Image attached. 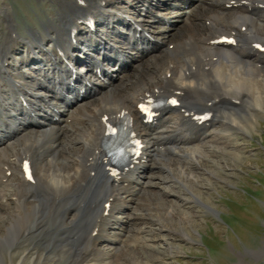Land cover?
<instances>
[{"label":"bare ground","instance_id":"obj_1","mask_svg":"<svg viewBox=\"0 0 264 264\" xmlns=\"http://www.w3.org/2000/svg\"><path fill=\"white\" fill-rule=\"evenodd\" d=\"M165 1L171 9L154 11ZM59 4L57 18L27 37L16 38L7 17L0 42V264L27 241L33 243L16 253V264H146L137 251L125 259L128 250L122 248L159 241L160 232L173 225L162 223L164 213L179 216L172 180L155 154L176 178L191 184L190 165L219 164L212 158L216 149L238 152L230 137L253 129L264 112V54L255 47L264 46V11L257 6L264 0ZM95 17L91 31L83 21ZM177 20L182 25L171 34L168 25ZM223 36L232 44L214 43ZM19 43L27 48L25 56H14V50L23 51ZM140 43L151 47L131 53ZM114 61L113 77L103 65ZM77 62L83 74L68 67ZM73 87L84 94L75 95ZM154 98L178 104L144 124L140 104ZM28 113L33 117L27 119ZM210 113L206 122L196 118ZM122 114L130 117L141 148L131 168L115 175L101 148ZM24 161L33 182L23 177ZM202 170L197 178L211 176L208 167ZM147 191L148 199H141ZM119 255L124 257L117 261Z\"/></svg>","mask_w":264,"mask_h":264},{"label":"rangeland","instance_id":"obj_2","mask_svg":"<svg viewBox=\"0 0 264 264\" xmlns=\"http://www.w3.org/2000/svg\"><path fill=\"white\" fill-rule=\"evenodd\" d=\"M58 4L59 0L58 3L56 0H0V42L7 32L8 18L14 22V30L17 31L16 34L18 33L16 38H19V35L27 37L33 29H42V23L45 21L49 24L57 18L60 13ZM166 7L171 9L169 1H165L164 5L154 11L165 12ZM177 22L178 24L168 25V29L172 30L171 34L181 27L182 21L177 20ZM165 25L167 26L166 23ZM115 29L124 31L120 27ZM46 43L50 42L47 40ZM21 46L22 44L19 43L17 47L22 50ZM146 47L140 45L138 50L146 49ZM162 49L161 47L159 52ZM36 50L30 51L34 53ZM23 51L14 50V56H25L27 48ZM35 56L38 57L37 54ZM149 58L145 57L143 60ZM186 58L188 59V56L181 61ZM35 64L40 66V63L35 62ZM112 66L113 63L107 68L111 70ZM131 69L132 67L126 71L129 73ZM111 76L114 77L115 73L111 72ZM119 77H121L120 74ZM115 83L116 78L110 87L115 86ZM99 89L101 93L108 91ZM254 128H250L248 132L234 131V135L229 139L232 143L229 145H238L236 149L238 152L235 153L234 149H228L229 147L225 150H215L212 158L219 161V164L209 162L208 165L199 167L190 165L189 167L194 171L192 173L194 176L190 177L191 184L176 178L177 175L169 171L170 167L173 169L172 166H166L167 161L158 153L155 154L153 160L165 164L162 169L163 175H168L172 180L169 183L174 186L172 187L175 192L173 197L177 202L174 209L179 216L171 219L165 212L162 223L172 222L173 225L170 228L173 231L162 230L161 241L150 242L147 244L149 246L145 244L125 246L122 248L128 250L123 253L126 256L125 259L127 257L130 259L131 253L137 251L135 252H139L137 256L146 261V264H264V112L256 119ZM225 163L227 165H224ZM203 166L210 169L211 176L205 174L197 178L196 173L202 172ZM147 193L148 191L140 198L147 200ZM182 236L189 239H181ZM32 243L27 241L26 244H22L14 254L17 255L16 253L29 249ZM35 248L39 252L43 250L41 243H35ZM123 255H119L117 261L120 258L122 260ZM14 256L5 255L6 264L10 263V259L13 264H16L18 255ZM138 262H130V264H140L139 260Z\"/></svg>","mask_w":264,"mask_h":264},{"label":"snow or ice","instance_id":"obj_3","mask_svg":"<svg viewBox=\"0 0 264 264\" xmlns=\"http://www.w3.org/2000/svg\"><path fill=\"white\" fill-rule=\"evenodd\" d=\"M172 103H175V101H172ZM26 167V169H27V165L25 166ZM29 179H31V177L29 176Z\"/></svg>","mask_w":264,"mask_h":264}]
</instances>
